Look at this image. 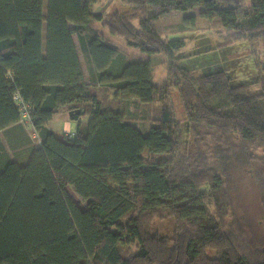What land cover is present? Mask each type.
Masks as SVG:
<instances>
[{
	"label": "trees",
	"instance_id": "trees-1",
	"mask_svg": "<svg viewBox=\"0 0 264 264\" xmlns=\"http://www.w3.org/2000/svg\"><path fill=\"white\" fill-rule=\"evenodd\" d=\"M96 1L47 0L46 9V0H0V133L24 129L19 93L41 142L25 163L0 155V264H264V246L251 244L232 198L234 170L247 168L264 220V59L255 48L264 43V0H132L131 16L116 13L107 26L164 56L168 76L160 82L150 61L124 64L90 31L107 15L94 11ZM189 9L231 31L217 48L250 43L254 81L234 84L223 67L202 73L179 64L184 39L164 36L155 21ZM74 33L100 82L162 102L147 134L103 110ZM174 86L188 139L170 102ZM75 109L81 112L70 118L90 117L75 139L48 126L56 113ZM170 217L171 236L152 232L155 218ZM133 244L134 253L126 248Z\"/></svg>",
	"mask_w": 264,
	"mask_h": 264
},
{
	"label": "rangeland",
	"instance_id": "rangeland-1",
	"mask_svg": "<svg viewBox=\"0 0 264 264\" xmlns=\"http://www.w3.org/2000/svg\"><path fill=\"white\" fill-rule=\"evenodd\" d=\"M45 8L47 9V0ZM93 9L96 13H106L107 15L103 17L104 20H92L89 23L90 31L93 34L95 33V36L104 37L107 43L118 49V54L121 53V57L123 56L124 64L130 60L150 61L153 65V78L155 81L160 82L168 76L167 70L164 67V56L162 54H150L136 46L130 45L122 36L113 34L107 26V23L116 13L131 16L134 12L132 0H98L94 3ZM132 21L138 26V18H133ZM70 26L74 27V24L71 23ZM155 26L164 36L170 39H184L185 45L176 52L179 58V64L183 67H188L196 72L202 73L223 67L233 79L234 84L251 82L258 76L250 43L248 41L238 40L231 45L217 48L218 42H225L224 37L228 33H231V31H228L218 24V22L201 17L193 9L171 12L155 21ZM74 35L77 39L84 64L86 80L100 93V98L103 101V110L122 113L128 123L136 125L144 134H147L157 122L156 117L160 113L162 102L142 101L135 96L120 92L118 89L110 88L108 85L100 82V69L96 61L85 55L81 48L78 35L76 33ZM45 42L46 33H44V45ZM255 48L258 54H260L261 59H264L263 41L256 44ZM116 68L118 67L116 66ZM256 90H258V87L254 88V91ZM170 102L173 104L178 119L184 125V133L188 139V120L186 119V112L181 102L178 89L175 86L171 90ZM22 123L24 129L18 130L20 134L13 131L11 136L9 135L8 137L5 133H0V155H7L12 159L25 163L29 159L32 151L41 142L32 124L27 123L26 119H22ZM77 124V122L72 121L69 129L64 127L58 133L65 134L67 131L74 133ZM233 178L236 180L232 196L234 208L243 222L251 244L263 247L264 220L260 216V197L258 191L255 189L253 176L247 168L244 169L237 166L234 170ZM68 190L79 203L80 207L85 209L86 202L82 201L70 186H68ZM150 228L153 233L171 236L175 228V219L172 217L165 219L155 218L151 222ZM126 248L133 253L138 250L137 244L130 245Z\"/></svg>",
	"mask_w": 264,
	"mask_h": 264
},
{
	"label": "crops",
	"instance_id": "crops-1",
	"mask_svg": "<svg viewBox=\"0 0 264 264\" xmlns=\"http://www.w3.org/2000/svg\"><path fill=\"white\" fill-rule=\"evenodd\" d=\"M73 40L75 42V45H76V48H77V51H78V55H79V58H80V61H81V64H82V68H83V71H84V64H83V61H82V57H81V54H80V51H79V47H78V43H77V39H76L75 35H73ZM84 73H85V71H84ZM89 118H90L89 116H85V117H81L79 119H73V118H70V112H59V113H56L54 115V117L48 122V126L51 129H53L56 132H58V131H62L64 129V127L66 129H69V127H71L70 126L71 122L75 121V122L78 123L76 131L74 133H69L68 131L65 132V134H72L73 137H74L75 135H77L78 128H79V123L82 122L83 124H86L88 122Z\"/></svg>",
	"mask_w": 264,
	"mask_h": 264
},
{
	"label": "built area",
	"instance_id": "built-area-1",
	"mask_svg": "<svg viewBox=\"0 0 264 264\" xmlns=\"http://www.w3.org/2000/svg\"><path fill=\"white\" fill-rule=\"evenodd\" d=\"M15 101L20 106V109H21V112H22V119H26L27 123L32 124V121L30 119V106L27 103L24 102V100L22 99V97L20 96L19 93L15 94ZM32 126H33V124H32ZM67 135L69 137H73L72 134H67ZM39 138H40V135H39Z\"/></svg>",
	"mask_w": 264,
	"mask_h": 264
},
{
	"label": "water",
	"instance_id": "water-1",
	"mask_svg": "<svg viewBox=\"0 0 264 264\" xmlns=\"http://www.w3.org/2000/svg\"><path fill=\"white\" fill-rule=\"evenodd\" d=\"M81 112V109H75V110H72L70 111V115H74V113H80Z\"/></svg>",
	"mask_w": 264,
	"mask_h": 264
}]
</instances>
